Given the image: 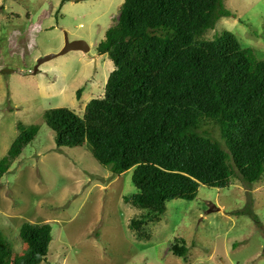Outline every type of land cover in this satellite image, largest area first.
<instances>
[{"label": "rangeland", "instance_id": "rangeland-1", "mask_svg": "<svg viewBox=\"0 0 264 264\" xmlns=\"http://www.w3.org/2000/svg\"><path fill=\"white\" fill-rule=\"evenodd\" d=\"M122 2L0 0V159L18 122L39 126L0 180L1 233L18 256L25 249L21 225L48 223L51 241L40 264H264V176L252 184L231 178L222 189L200 185L194 200L175 198L155 216L123 203L137 192L132 169L112 175L86 145L56 150L43 113L65 108L81 116L90 100L103 96L114 67L96 46ZM224 7L232 16L201 37L228 31L264 59V0H224ZM65 38L84 41L89 52L37 65L58 53ZM209 130L220 142L217 130ZM174 240L185 242V258L169 251Z\"/></svg>", "mask_w": 264, "mask_h": 264}, {"label": "trees", "instance_id": "trees-1", "mask_svg": "<svg viewBox=\"0 0 264 264\" xmlns=\"http://www.w3.org/2000/svg\"><path fill=\"white\" fill-rule=\"evenodd\" d=\"M231 16L224 0H123L96 46L114 67L103 96L90 100L81 116L65 108L43 113L56 150L86 145L112 175L132 169L137 192L123 203L155 216L175 198L194 200L200 185L222 189L236 177L258 182L264 176V59L228 31L201 37ZM16 129L0 159V180L39 126L18 122ZM51 231L48 223L22 224L25 249L18 256L0 231V264L45 261ZM169 251L182 259L188 253L183 240Z\"/></svg>", "mask_w": 264, "mask_h": 264}, {"label": "water", "instance_id": "water-1", "mask_svg": "<svg viewBox=\"0 0 264 264\" xmlns=\"http://www.w3.org/2000/svg\"><path fill=\"white\" fill-rule=\"evenodd\" d=\"M89 50H90V47L84 41L75 40V41L70 42V41H68L67 38H65L64 46L58 53L49 54V55L44 56L43 58H41L37 61V65L45 63V62H47L51 59H54L58 56H62V55L66 54L68 52H71V51H80L83 53H88Z\"/></svg>", "mask_w": 264, "mask_h": 264}]
</instances>
